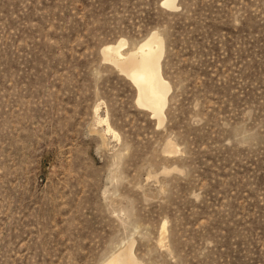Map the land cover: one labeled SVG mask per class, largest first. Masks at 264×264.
Instances as JSON below:
<instances>
[{"label": "rangeland", "instance_id": "1", "mask_svg": "<svg viewBox=\"0 0 264 264\" xmlns=\"http://www.w3.org/2000/svg\"><path fill=\"white\" fill-rule=\"evenodd\" d=\"M177 1L0 0V264H264V0ZM154 32L159 126L102 55Z\"/></svg>", "mask_w": 264, "mask_h": 264}, {"label": "bare ground", "instance_id": "2", "mask_svg": "<svg viewBox=\"0 0 264 264\" xmlns=\"http://www.w3.org/2000/svg\"><path fill=\"white\" fill-rule=\"evenodd\" d=\"M161 2L168 9H176L178 5L177 0H161ZM160 38L154 32L134 51L127 53L122 52L127 42L121 39L112 45L105 46L102 52L104 60L111 62L133 84L137 91L135 99L137 106L150 112L158 126L165 122V110L171 92L170 84L162 75L161 59L164 56V43ZM110 54L116 58L111 59ZM107 128V132H112L110 127ZM132 248L133 244L126 245L103 264H140Z\"/></svg>", "mask_w": 264, "mask_h": 264}]
</instances>
